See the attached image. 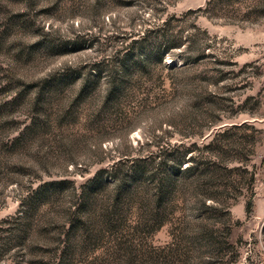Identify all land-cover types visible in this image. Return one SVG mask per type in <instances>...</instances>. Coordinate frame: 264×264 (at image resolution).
Returning a JSON list of instances; mask_svg holds the SVG:
<instances>
[{
    "label": "rangeland",
    "instance_id": "1",
    "mask_svg": "<svg viewBox=\"0 0 264 264\" xmlns=\"http://www.w3.org/2000/svg\"><path fill=\"white\" fill-rule=\"evenodd\" d=\"M0 264H264V0H0Z\"/></svg>",
    "mask_w": 264,
    "mask_h": 264
}]
</instances>
